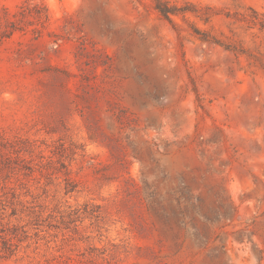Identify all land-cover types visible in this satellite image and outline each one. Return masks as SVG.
Listing matches in <instances>:
<instances>
[{
  "label": "rangeland",
  "instance_id": "1",
  "mask_svg": "<svg viewBox=\"0 0 264 264\" xmlns=\"http://www.w3.org/2000/svg\"><path fill=\"white\" fill-rule=\"evenodd\" d=\"M0 264H264V0H0Z\"/></svg>",
  "mask_w": 264,
  "mask_h": 264
},
{
  "label": "trees",
  "instance_id": "2",
  "mask_svg": "<svg viewBox=\"0 0 264 264\" xmlns=\"http://www.w3.org/2000/svg\"><path fill=\"white\" fill-rule=\"evenodd\" d=\"M158 9L165 17H168L170 15V12H168L167 10H164L163 8L160 7Z\"/></svg>",
  "mask_w": 264,
  "mask_h": 264
}]
</instances>
